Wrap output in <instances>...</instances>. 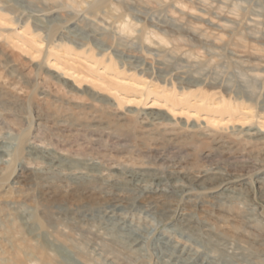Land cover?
Returning a JSON list of instances; mask_svg holds the SVG:
<instances>
[{
  "label": "rangeland",
  "instance_id": "obj_1",
  "mask_svg": "<svg viewBox=\"0 0 264 264\" xmlns=\"http://www.w3.org/2000/svg\"><path fill=\"white\" fill-rule=\"evenodd\" d=\"M192 263L264 264V0H0V264Z\"/></svg>",
  "mask_w": 264,
  "mask_h": 264
},
{
  "label": "bare ground",
  "instance_id": "obj_2",
  "mask_svg": "<svg viewBox=\"0 0 264 264\" xmlns=\"http://www.w3.org/2000/svg\"><path fill=\"white\" fill-rule=\"evenodd\" d=\"M130 175H131V173H130ZM141 176H143V174L141 175ZM132 178H134V179H136L134 176H131ZM139 178H141L140 176H138ZM221 177V176H220ZM139 178H137V179H139ZM143 179V178H142ZM155 181H157L158 182V184H161L162 183V180H160V178H155L154 179ZM138 181V180H137ZM145 181V180H144ZM153 181V180H152ZM228 181H221V186L222 187H225V186H227L228 185ZM131 184V183H130ZM160 191V190H159ZM116 214V213H115ZM108 229V228H107ZM114 229V228H113ZM121 232V231H120ZM118 233V232H117ZM124 233V232H123ZM131 234V233H130ZM128 235V234H127ZM142 236V235H141ZM129 237V236H128ZM131 237V236H130ZM135 238V237H134ZM136 239V238H135ZM138 240V239H137ZM127 241V240H126ZM136 244V243H135ZM163 244V243H162ZM139 247V246H138ZM166 248V247H165ZM174 248V247H173ZM139 249V248H138ZM197 257V256H196ZM175 258V257H174ZM178 258V257H177ZM188 260V259H187ZM195 261V260H194ZM206 262V261H205ZM209 262V261H208ZM207 262V263H208ZM212 262V261H211ZM215 262V261H214ZM181 263V262H180ZM193 264V263H192ZM203 264V263H202ZM220 264V263H219Z\"/></svg>",
  "mask_w": 264,
  "mask_h": 264
}]
</instances>
